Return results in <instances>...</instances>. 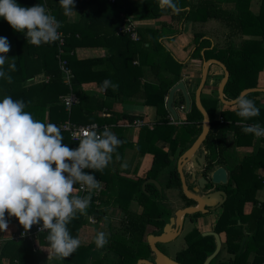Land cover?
I'll use <instances>...</instances> for the list:
<instances>
[{
	"label": "trees",
	"instance_id": "1",
	"mask_svg": "<svg viewBox=\"0 0 264 264\" xmlns=\"http://www.w3.org/2000/svg\"><path fill=\"white\" fill-rule=\"evenodd\" d=\"M15 2L22 7L45 5L50 9L51 15L60 22L61 27L58 31L62 33L64 39L62 59L65 60L72 77L69 88L63 82V76L59 70L56 58L57 47L54 43L32 45L27 42L24 33L13 30L0 17V37H6L11 46L3 70L12 77V83L0 78V84L5 88L0 94V100L5 96H11L14 100H23L26 104L25 111L30 112L35 119L44 123H54L60 127L66 121L76 125L92 122L98 124L131 122L135 120L134 116L113 111V101L117 99L126 101L129 97L143 99V104L153 107L155 115L158 116L152 130L146 135V141L149 143L147 153L154 155L148 177L157 180L160 175L166 174L169 180L167 187L178 188L182 197L187 200L181 192L176 169L170 167L172 162L170 156L180 155L199 135L200 126H196V121L201 119V114L192 104L186 113V123L179 125L169 123L165 97L169 89L179 82L182 64L166 49L160 39L172 41L176 35L180 34L181 24L187 20L193 24L205 23L209 20L220 22L226 29L223 44L210 48L209 39L203 38L199 41L204 33H198L194 37L196 51L191 56H198L199 49L206 47L204 58L220 61L229 72L223 92L234 99L243 89L256 87L257 75L263 68L264 0H174L182 9L179 14L168 8L162 9L159 0H114L113 2L74 0V3L80 7L83 4L95 6L93 11L87 12L85 9L80 11L74 23H66V16L61 12L63 8L60 6V0H15ZM166 14H170V18L178 22L177 28L172 21H161L156 29L134 28L138 36L136 41H133L129 34L119 33L124 24L133 20H157ZM84 46H106L109 48L110 55L107 58L77 59L74 54L75 48ZM160 50L167 53L169 61L159 56ZM13 58L16 70L9 71ZM99 66H102V69L96 71L95 68ZM143 66L150 68L155 78L154 83L141 82ZM38 74L46 76L47 81L31 83ZM106 79L118 84L119 88L115 91L108 88L103 92V96L90 95L82 89L83 83L95 82L100 87ZM70 91L77 96L78 103L66 110L62 97ZM257 95V92L246 94L247 98L253 100L258 107L259 101L254 99ZM216 102V98L212 99V103ZM182 104L183 98L179 93L173 101V107L178 108ZM237 111V107L233 111H223V122L211 121V130L204 141L209 151L208 167H211L212 162L218 159L219 164L227 165L230 176L227 200L215 231L226 234L224 249L233 258L220 264H264V201L259 203L255 197L256 191L263 186L264 180L254 175L255 168H264V150L258 148L250 156L237 160L236 153L229 152L225 147L227 131H233L235 146L249 145L253 139L251 134H245L242 131L244 126L235 124L245 120L237 115ZM104 112L110 113L111 117L103 118L101 113ZM255 119L264 126V109L259 108V115ZM61 131L64 137L63 143L75 149L68 133ZM160 140L167 143L166 149L156 146ZM123 149L124 147L119 157H122ZM87 172L95 175L101 186L98 189V196L90 193L92 199L87 213L82 215L77 212V218L67 225L71 235L81 241L80 247L66 259L56 258L54 255L50 258L48 255L47 259L45 252L40 251L39 248L40 246L50 248L46 239L48 235L46 230L38 236L37 243L22 239L0 244V264L4 251L16 253L15 256L9 257V264H38V255L45 259L43 264L135 263L140 255L131 254V244L137 246V252L143 250L147 232L145 224L148 213L153 212L149 197L154 193L159 194L157 189L149 184L145 186V190H142V179L123 177L116 173L117 170L87 169ZM72 195L78 196L75 192ZM96 201L99 203L95 204ZM133 202L142 207L144 220L140 216L136 219V216L132 215L129 206ZM189 202L187 200V204ZM245 202L253 204L248 215L242 212ZM111 209L124 214L121 234L119 229L111 231L109 225L111 221L107 218V212ZM89 216L96 220L95 225L99 222L103 223L101 226L103 229L98 232L105 233L107 229L105 234L108 243L102 248L95 244L97 227L94 228V236L90 241H83L79 237L83 226L89 224L87 220ZM5 219L8 223H15L17 231L24 229L18 220L8 216L7 212ZM193 232L197 234L195 235L197 240H201V245L197 247V240H188L185 252L189 255V264H202L213 252L214 245L211 239L200 236L195 230ZM244 237L247 238L246 242L243 250L238 253ZM213 260L209 264H212Z\"/></svg>",
	"mask_w": 264,
	"mask_h": 264
},
{
	"label": "clouds",
	"instance_id": "2",
	"mask_svg": "<svg viewBox=\"0 0 264 264\" xmlns=\"http://www.w3.org/2000/svg\"><path fill=\"white\" fill-rule=\"evenodd\" d=\"M159 4L162 9H171L176 14L182 10L174 0H159ZM60 6L66 17L76 14L74 0H60ZM0 17L13 30L24 33L32 45L40 46L60 39V22L45 5L22 7L15 0H0ZM10 47L7 38L0 37V78L8 83H12V77L3 68ZM15 70L13 58L9 71ZM108 88L115 91L119 85L106 79L100 91ZM234 104L241 118L259 115L255 102L244 94L236 97ZM25 108L23 100H14L11 96L0 100V232L8 229L6 212L26 230L42 222L41 231H48L49 258L54 255L66 259L81 244L79 238L71 235L67 225L77 218V212L87 213L92 199L91 194L73 196L74 186L79 182L88 190L99 189L101 185L95 175L83 170L103 171L111 163L112 154L124 142L108 127L97 132L93 130L97 126L91 125L83 130L78 148L72 149L63 143L59 126L35 119ZM242 131L264 137V126L260 124L245 125ZM107 243L106 234L98 232L97 247L102 248Z\"/></svg>",
	"mask_w": 264,
	"mask_h": 264
},
{
	"label": "crops",
	"instance_id": "3",
	"mask_svg": "<svg viewBox=\"0 0 264 264\" xmlns=\"http://www.w3.org/2000/svg\"><path fill=\"white\" fill-rule=\"evenodd\" d=\"M107 1H109V0H107ZM74 5H75V7H74L73 11L76 14H73L70 17H65L66 23H74L77 20V18L79 17L80 11L86 10L87 12H90V11H93L95 8V6L93 4H83L82 7L78 6L76 3H74ZM230 6H231V4L229 5V7ZM61 12H64V10H61ZM211 21H215L218 23V25H221L220 22H218L216 20H209L205 23H195V24H193L191 21L187 20L181 24V26L179 28L180 34L176 35L172 41L167 42L166 39H163V40L160 39V41L165 45V47H167V49L173 54L174 58L177 59L179 62H181L182 66L180 68L179 81H181V80L184 81V84L186 85L189 93L192 95L193 98L195 95L193 93L196 91V87H197V85L200 81V77H201V66H202V59H201L202 57L201 56L202 55L204 56V53L207 50L206 47L201 48V49H199L200 52L198 51L199 55L196 57H192L191 55L196 51V42H195L194 37L198 33L199 34L204 33L202 38H205V39L211 38L212 39V40L209 39V41L211 42L210 48L214 47V45L217 46V44L219 42L217 40V38H218L217 35H215L213 32L208 34L206 32V30L204 29V25H206L208 23L211 24L212 23ZM131 22L134 24V26H135L134 28L143 27L145 29L154 28V27H152L151 24H155V20H152V19L151 20H137V21L133 20ZM214 36L216 38H214ZM202 40L203 39H201L200 41H202ZM88 45H91V44H88ZM74 54H75L77 59L83 60V59L107 58V57H109L110 52H109V48H107L106 46H103V47H100V46H84V47L75 48ZM263 68H264V64H263ZM263 68H262V70H263ZM95 69H96V71L100 70V69H102V66L96 67ZM147 70H148V73H147ZM261 71L257 75L256 87H260L258 85V81H259V79H262V77L259 76ZM209 76H210V79H209V82H207ZM222 77H223V72L218 66H216V65H210L209 66L207 79H206V82H205V84L202 88V91H201V100H203L202 101L203 107L205 108V110H207V112L210 114V116L213 115L214 119H216V118L218 119L219 117H221L224 120V118L222 117V112L223 111H233L234 109H236V106L235 105L225 106L218 101L217 88H218V84H219L220 80L222 79ZM140 79H141V82H145V83H154L155 82V78H154L153 73L151 72L149 67L142 68V74H141ZM150 79H152L153 81H151ZM40 81H47V77L44 76L43 74H38L32 79L31 83H37ZM4 89H5L4 86L2 84H0V94H2L4 92ZM82 89L86 93H89L90 95L103 96V92L100 91V87H98L95 82L83 83ZM177 94H179V92H176L174 94V99L177 96ZM215 98L217 99V102L212 103V99H215ZM226 99H227V97H226ZM254 99L259 101L258 107L260 109H264V93H261V94L258 93V95L254 97ZM227 100H231V98H229ZM126 101L128 103V104H126V105H128V108H130V110H135V111H129L128 112L127 110H124V111L118 110L116 105L121 104L118 99L113 101V111H115L116 113H124V114L134 116L135 120L141 121V124L138 126L124 127L122 125H124V123H126L125 121L124 122L118 121L117 123H114V122L107 123V124L117 125V126L111 128V131L114 132L124 143L118 147L116 152H114L112 154V161H111V163H109V165L106 167V169H110L111 171L117 170L116 173L118 175L137 180V179H141L139 177H142L151 169L153 156H152V154L147 153L148 143L146 141V137H147L146 134L148 131L152 130L154 123L158 120V116L155 115V110L153 107L143 104V99H141V98L129 97V98H127ZM138 104L139 105L141 104L143 109L145 108L148 111L146 113V115L142 116V115H140V113L136 112V110L139 109V106L137 107ZM175 109H176V112L178 115V119L176 121L172 120V118L169 114V116L167 117L170 120L169 123L173 124V125H179L182 123H186V113H184V111L181 110L180 107L175 108ZM104 113H106L107 115L105 117L102 116L103 118L108 119L111 117L110 113H108V112H104ZM101 115H102V113H101ZM235 124L238 126H245L248 124H260L261 125V123L255 119V117L250 118V119H245L243 121H238ZM146 130H147V132H145ZM252 136H253V139L249 145L235 146V143H234L235 135H234L233 131H227L226 136H225L224 145H225V147H227L229 152L234 151L237 154V156H236L237 160H240L242 157L250 156L258 148L264 150V144L263 143L261 146H259L255 142L257 139L264 142V139H260L259 137H256L254 135H252ZM247 139H248V137H247ZM156 146L158 148H161V149H166L167 143L160 140L156 143ZM122 147H124L123 155H122V157H119V159H117V156H119L120 151L122 150ZM141 153H143V154H141ZM178 156H173V157H174V159H176ZM171 164L172 165L174 164L173 161ZM189 165H191V163H188L186 166H189ZM254 175H257L262 180H264V168L263 167L255 168L254 169ZM165 177H167L166 174L160 175L156 181L162 185L163 178H165ZM255 197L259 203L264 201V184L260 189H258L256 191ZM252 207H253V204L251 202H245L243 204V207H242L243 214L248 215L251 212ZM223 209H224V206H222L219 209H217L216 211L210 212L206 215H202L199 213L201 216L198 217L197 219L193 220V221L186 220V222L184 223L183 231L181 233L180 238L183 239V236H185V234H186V236H185L186 239L189 236L190 231L186 230L188 233L185 232V229H186L185 227L188 226V224L192 227L194 226L198 233H204V232L215 230V226L218 222L219 217L221 216V214L223 212ZM102 229L103 228L100 227V230H102ZM16 230H17V227H16L15 223H11V222L8 223V229L1 233V236H0L1 243L0 244L3 245V243L5 241H11L10 236ZM98 230L99 229L95 230V233H97ZM217 234L219 235L220 241L222 242L221 249L224 252H226L224 249V242L226 239V234L224 232H220ZM244 238H246V237H244ZM37 241H36V243H37ZM186 247H187V245H186ZM39 248H40V251L42 250V252H43V249L47 250L48 252H50V250H51L50 248L43 247V246H40ZM15 255H16V253L12 252V251L2 252L3 257L1 258V264H9L10 263L9 257L15 256ZM41 258H42V256L38 255V258H37L38 264H41L40 263ZM232 258H233V256L231 255L230 257L226 258V261L232 260ZM250 260H251V257H250ZM219 263H223V262L222 261H216L215 264H219Z\"/></svg>",
	"mask_w": 264,
	"mask_h": 264
},
{
	"label": "water",
	"instance_id": "4",
	"mask_svg": "<svg viewBox=\"0 0 264 264\" xmlns=\"http://www.w3.org/2000/svg\"><path fill=\"white\" fill-rule=\"evenodd\" d=\"M201 57H202L201 77L195 91L194 104L196 109L202 115V128L199 136L195 139V141L188 148H186L178 156L176 160V170L180 179L182 192L184 193V196L187 199L195 202V205L188 206L183 209H179L175 214L176 225L173 222V217L170 218L169 222L163 227L162 233L159 236L155 237L153 235H148L147 243L154 252L155 259L153 262L139 259L136 262V264H181L172 260L165 254H163L161 251H159L154 246V243L156 242L165 243V244L172 243L176 237L174 232L177 230L178 225L181 226V224L179 223L181 217H183L184 215H192L196 213L206 215L210 212H214L220 207H222V205L227 199V194L221 190L205 193L203 195L200 194V192L203 191V189H205L209 184L224 185L226 183L227 172L225 168L223 167L214 168L212 171L208 172L204 176L200 174L199 177H196V173L194 172L195 170L201 168L205 160V154L201 153L200 155H198L197 151L201 143L205 140L210 128L209 115L201 104V91L206 82L210 65L218 66L223 72V77L220 80L217 88L219 102L226 106L235 105L234 104L235 98L231 100H226L224 97L223 90L229 77V72L227 71L226 67L216 59H204L203 55ZM176 92H179L184 100V111L188 112L190 107V98L185 88L184 81L181 80L169 89L167 97L165 98V108L169 112L172 120L174 121L178 119L176 109L173 107L174 94ZM255 92L264 93V88L254 87V88L243 89L239 93V95L241 94L246 95ZM170 160L173 161L174 157L170 156ZM188 163H191L192 165V171L189 172L191 178L188 181V183L189 184H192L194 182L197 183V186L193 187L192 190L188 189L185 179V175L187 174V171H184V168ZM146 184H152L154 187L157 188L158 191H160V185L155 179H150L148 181L143 182L141 186L142 190H145ZM180 230L181 229H179L178 231L180 232ZM201 236L202 237L212 236L215 239V248L213 252L210 255H208L204 260V262L202 263V264H209L219 252L221 247V241L219 235L215 232H204L201 234ZM245 242H246V238H243L238 253H240L243 250Z\"/></svg>",
	"mask_w": 264,
	"mask_h": 264
},
{
	"label": "flooded vegetation",
	"instance_id": "5",
	"mask_svg": "<svg viewBox=\"0 0 264 264\" xmlns=\"http://www.w3.org/2000/svg\"><path fill=\"white\" fill-rule=\"evenodd\" d=\"M201 48H204V47H201ZM200 48V49H201ZM185 85V84H184ZM185 88H186V90H187V92H188V95H189V98H190V107H191V105L192 104H194V98L192 97V95L189 93V91H188V89H187V87H186V85H185ZM197 88V87H196ZM193 94H195V92L193 93ZM191 96V97H190ZM227 97V99H229V97L227 96V94H224V97ZM226 97H225V99H226ZM217 98H218V96H217ZM226 99V100H227ZM232 99V98H231ZM211 100V99H210ZM202 101L203 100H201V104H202ZM219 101V100H218ZM194 106H195V104H194ZM202 106H203V104H202ZM226 106V105H225ZM190 107H189V109H190ZM180 109L181 110H183L184 111V100H183V104L180 106ZM205 109V108H204ZM189 111V110H188ZM206 112H207V110H206ZM184 113H188V112H185L184 111ZM200 113V112H199ZM208 113V112H207ZM208 115H209V123H210V128H209V132H210V130H211V121H215V122H223V119L221 118V117H219L218 119L216 118V119H214V116L212 117V116H210V114L208 113ZM196 126H200V132H201V128H202V115H201V119L200 120H198V121H196ZM209 132H208V134H209ZM200 134V133H199ZM208 134H207V136H208ZM199 136V135H198ZM197 136V137H198ZM207 136H206V138H207ZM196 137V138H197ZM206 138H205V140H206ZM204 140V141H205ZM195 141V140H194ZM193 141V142H194ZM204 141L201 143V145H200V147H199V149H198V151H197V154L198 155H200L201 153H204L205 154V160H204V162H203V165L201 166V168H199L198 170H195L194 172L196 173V177H199V175L200 174H202L203 176L204 175H206L208 172H210V171H212L214 168H217V167H223V168H225V170H226V172H227V178H226V183L224 184V185H212V184H209L205 189H203V191H201L200 192V194H205V193H209V192H214V191H217V190H221V191H224L226 194H227V189H228V184H229V178H230V176H229V170L227 169L228 167H227V165H224V164H219L218 162V159H216V160H214L213 162H212V165H211V167H208V160H209V151L206 149V147H205V145H204ZM192 142V143H193ZM191 145V144H190ZM178 158V157H177ZM177 158L176 159H174L173 160V167L176 169V160H177ZM177 171V170H176ZM184 171H187V174L185 175V179H186V184H187V186H188V189L189 190H192L193 189V187H195V186H197V183L196 182H194V183H192V184H189L188 183V181L190 180V174H189V172H191L192 171V165H189V166H185V168H184ZM178 174V173H177ZM139 178H141L143 181H142V183L143 182H145V181H148V180H150V179H153V178H150V177H148V172L145 174V175H143L142 177H139ZM166 178V181H167V183H168V176L167 177H165ZM164 178V179H165ZM178 178H179V176H178ZM165 181V182H166ZM179 182H180V179H179ZM142 183H141V186H142ZM167 183H165V184H163V185H161L160 184V191H158V193L159 194H153V199H150V197L152 196V194H151V196L149 197V204L151 205V206H156V208L153 210V212H149L148 213V217H147V222H146V230H147V232H146V234H145V237H144V243H143V250L141 251V252H137V246H134V245H132L131 244V248H130V252H131V254H139L140 255V257H138L137 259H136V261H135V263L134 264H136V262L139 260V259H143V260H148V261H150V262H153L154 261V259H155V255H154V252L152 251V249H151V247L148 245V243H147V236L148 235H153V236H155V237H157V236H159L161 233H162V229H163V227L169 222V219L170 218H172L173 217V222H174V224L176 225V216H175V214H176V212L179 210V209H183V208H185V207H188V206H194L195 205V202H193V201H191V200H189V199H187L186 197V199L188 200V201H190L188 204H187V200H185L183 197H182V195H181V193L180 194H177V196H175V195H167L165 192H164V188L166 187L167 189H168V187H167ZM146 185H149V184H146ZM152 185V184H151ZM164 186V187H163ZM156 188V187H155ZM180 188H181V185H180ZM184 195V194H183ZM227 200V199H226ZM133 203H135V202H133ZM152 203V204H151ZM224 204H225V202H224ZM224 204L222 205V206H224ZM132 215H135L136 216V219L138 218V216H140L141 217V219L142 220H144L145 219V215H143V210H142V207L139 205V210H138V212H133L132 211ZM120 219L118 220V225H117V228L119 229V232H120V229H121V223L123 222V220H124V214L122 213V212H120ZM201 215L199 214V213H196V214H192V215H184L183 217H181L180 218V221H179V223L181 224V226L180 225H178V228H177V230L174 232V234L176 235V237H175V240L172 242V243H169V244H165V243H160V242H156V243H154V246L159 250V251H161L163 254H165L166 256H168L167 255V253L165 252L166 250H165V248H169V246H171L180 236H181V233H182V231H183V227H184V223L186 222V220H189V221H193V220H195V219H197L198 217H200ZM179 229H181L180 230V232L178 231ZM197 231L196 229H195V227L193 226L192 227V229H191V231H190V233L191 232H193V231ZM208 232H215V233H217L215 230H212V231H208ZM119 234H121V232L119 233ZM200 234V236H201V234L202 233H199ZM207 238H209V239H211L212 240V242H213V245H214V248H215V239H214V237H212V236H207ZM221 247H222V242H221ZM221 247H220V250H219V252L221 251ZM186 250V249H185ZM184 250V251H185ZM214 250V249H213ZM184 251H181V253L180 254H178V258H175V259H173V258H171V257H169V258H171L172 260H174V261H176V262H178V263H181V264H186V258H183V259H181V257H182V255H183V253H184ZM219 254L217 253V256H218ZM216 256V257H217ZM220 264V263H219Z\"/></svg>",
	"mask_w": 264,
	"mask_h": 264
},
{
	"label": "rangeland",
	"instance_id": "6",
	"mask_svg": "<svg viewBox=\"0 0 264 264\" xmlns=\"http://www.w3.org/2000/svg\"><path fill=\"white\" fill-rule=\"evenodd\" d=\"M161 21H164V22H170V21H172L173 22V24H174V26L177 28L178 27V22L177 21H175V20H172L171 18H170V14H166V15H164V16H162L161 18H159V19H157V20H155V24H151L152 25V27H154L153 29H156V28H158L159 27V23L161 22ZM212 23L210 24V23H208V24H206V25H204V29L206 30V32L209 34V33H211V32H213L215 35H217V40L219 41L218 42V44L219 45H222L223 44V40H224V36H226V29H225V27L224 26H222V25H218V23L217 22H215V21H211ZM213 30V31H212ZM210 36V35H209ZM213 37V36H212ZM208 38V37H207ZM214 38H216L215 36H214ZM201 39H203V38H200L199 39V41L201 40ZM210 40H212L211 38H209ZM167 42H168V40H166ZM166 49H167V47H166ZM168 50V49H167ZM169 51V50H168ZM200 52V51H199ZM159 56L163 59V60H166V61H169L170 60V58H169V56L167 55V53L164 51V50H160L159 51ZM172 54V53H171ZM173 55V54H172ZM145 67H148V66H143V67H141V68H145ZM148 69V68H147ZM147 73H148V70H147ZM148 75V74H147ZM259 76H261L262 77V79H259V81H258V85L260 86L259 88H264V68H263V70L261 71V73L259 74ZM209 79H210V76H209V78H208V80H207V82H209ZM151 81H153L152 79H150ZM208 84V83H207ZM206 84V85H207ZM261 94V93H260ZM119 102L121 103V104H118V105H116L117 106V108H118V110H121V111H124V110H127L128 112L129 111H135V110H130V108H128V105H126V104H128L125 100H123V99H121V100H119ZM139 106V109H137L136 110V112L137 113H140V115H142V116H144V115H146V113L148 112L145 108L143 109V107H142V105L140 104H138L137 105V107ZM145 132H147V130L145 131ZM147 135V134H146ZM256 143H257V145H259V146H261L262 145V143L264 144V142L263 141H261V140H259V139H257L256 141H255ZM148 146H149V143H148ZM154 154V153H153ZM152 156H154V155H152ZM236 156H237V154H236ZM153 161V160H152ZM172 163V162H171ZM170 167H173V165L172 164H170ZM166 181V178L164 179L163 178V181H162V185L163 184H165V183H167V181ZM164 187V186H163ZM157 189V188H156ZM164 192L167 194V195H175V196H177V194H180V190L177 188H164ZM181 192H182V189H181ZM183 193V192H182ZM155 194V193H154ZM184 194V193H183ZM154 197H153V194H152V196L150 197V199H153ZM152 204V203H151ZM156 208V206H153V210ZM129 210H131V211H133V212H138V210H139V204L138 203H132L130 206H129ZM120 212L118 211V210H116V209H111V210H108V212H107V218L108 219H110V223H109V225H110V228L112 229H110L111 231H118V228H117V225H118V220L120 219ZM106 223V222H105ZM93 225H95V224H91V223H89V224H87V225H85V226H83V229L81 230V232L79 233V237L83 240V241H90V239H92L93 237L92 236H94V234H93V231H94V228H96V230L97 229H99L100 230V227L103 225V223H101V222H99V224H97V225H95V226H93ZM186 229H185V232H187L186 230H189V231H191V229H192V226H190L189 224H188V226H186L185 227ZM98 230V231H99ZM106 231H107V229H105ZM105 231V233H107ZM103 232V231H102ZM188 233V232H187ZM195 235H197L195 232H191L190 234H189V236L187 237V239L185 238V236H186V234H185V236H183V239L182 238H178L177 240H176V242H174L171 246H169V248H165V252L167 253V255L169 256V257H171V258H173V259H175V258H178V254H180L181 253V251H184L185 249H187V247H188V243H187V241L188 240H190V241H192V239L195 241V240H197V238H196V236ZM38 245V244H37ZM186 245H187V247H186ZM201 245V240L199 239V240H197V247H199ZM239 250V249H238ZM43 252H45V256L47 257L48 255H49V253H51V250H50V252H48L47 250H44L43 249ZM218 256L216 257L215 256V258H214V260H213V262H212V264H215L216 263V261H222L223 263H225V262H227L226 261V258H228V257H230L231 255L230 254H228V253H226V252H224L222 249H221V251L220 252H218ZM183 258H186V264H189L190 263V259H189V255L184 251V253H183V255H182V257H181V259H183ZM47 259H48V257H47ZM45 261V259L44 258H42L41 259V261H40V263L41 264H43V262Z\"/></svg>",
	"mask_w": 264,
	"mask_h": 264
},
{
	"label": "built area",
	"instance_id": "7",
	"mask_svg": "<svg viewBox=\"0 0 264 264\" xmlns=\"http://www.w3.org/2000/svg\"><path fill=\"white\" fill-rule=\"evenodd\" d=\"M110 2H113L114 0H109ZM51 14V12H50ZM134 24L132 22H129L127 24H124L120 30L119 33L122 34H129L130 38L134 41H136L138 39V36L135 32L134 29ZM59 32V31H58ZM60 33V32H59ZM61 34V33H60ZM56 45L57 47V53H56V58L58 60V66H59V70L62 73L63 76V82L68 85V87L70 88V79L72 77V73L71 71L66 67V63L65 60L62 59V55L64 54V50H63V45H64V39L62 34L60 35V39L52 42ZM51 43V44H52ZM62 103L65 107L66 110H69L73 105L78 103V98L77 96L73 93V92H69L67 95H65L64 97H62ZM107 114L106 113H102V116L105 117ZM141 124V121L139 120H134L131 122H126L124 123V127H130V126H138ZM91 125H96L97 127L93 130L97 131V132H102L105 127H108L110 130L111 128L117 126L115 124H98L96 122H92V123H87L84 125H76L71 123L70 121H66L64 122L60 128L61 130L65 131L68 133L70 140L74 143L75 145V149L78 148V143L79 140L82 138V132L84 129H89ZM260 139H264V137H259ZM84 172H87V169L83 170ZM89 173V172H87ZM76 191L75 193L78 194V196H87L88 194L92 193L94 196H98L99 190L97 189L96 191L93 192V190H88L86 188V186L82 185L81 183H77L75 186ZM99 202H95V204H98ZM88 223L94 224L96 222V220L89 216L88 217ZM41 227L42 224L39 225H33L32 228L30 229H22L21 231H15L14 233H12V235L10 236V240L12 241H19L22 239H26L29 240L31 242H36L38 240V236L45 232V231H41ZM1 243V241H0Z\"/></svg>",
	"mask_w": 264,
	"mask_h": 264
}]
</instances>
